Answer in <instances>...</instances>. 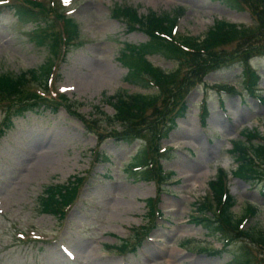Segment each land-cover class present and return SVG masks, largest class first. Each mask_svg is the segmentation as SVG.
Instances as JSON below:
<instances>
[{
    "label": "rangeland",
    "instance_id": "rangeland-1",
    "mask_svg": "<svg viewBox=\"0 0 264 264\" xmlns=\"http://www.w3.org/2000/svg\"><path fill=\"white\" fill-rule=\"evenodd\" d=\"M15 3L19 0H0V76L30 70L43 75L52 69L54 91L75 100L74 109L86 118L92 114L100 120V111L113 113L104 97L117 90L156 91L144 80L143 59L166 71L178 67L177 59L159 48L158 41L139 28L129 31L113 17L115 7L140 13L181 7L177 34L199 38L216 19L239 25L254 22L249 11L220 0H62L64 13L72 17L79 32L77 42L69 45L63 57V44L55 45L61 23L53 16L48 22L25 16L17 12ZM44 26L45 33L41 32ZM148 41L150 46L144 48ZM252 65L261 74L254 93L247 88L239 64L210 73L202 84L184 93L185 113L171 127L168 123L162 128L167 131L161 139V148H166L161 154L162 169L173 172L162 186L135 179L136 170L129 169L140 149L147 153L149 134L129 143L112 135L104 124L109 132L104 131L101 141L62 105L54 110L42 104L21 108L24 112L20 113L18 108L26 99L0 97V264H264L263 248L248 240L224 243L191 219L209 181L219 169H227L236 199L234 212H248V203H253L258 215L249 225L264 227V179L231 173L236 169L230 153L233 142L246 139L252 129L264 132V57L253 59ZM133 69L141 74L130 75ZM36 90L45 99L51 95L50 90ZM204 104L206 113H202ZM32 132L40 134L44 145L32 148L16 165L10 156ZM254 164L261 171L256 176H262L264 162ZM59 187L74 189L75 197L62 203L56 196L53 209L59 214L45 211ZM155 196L162 215L149 221L152 209L147 201ZM148 222L149 234L137 240L133 230ZM124 239L130 240L127 252L111 246Z\"/></svg>",
    "mask_w": 264,
    "mask_h": 264
},
{
    "label": "trees",
    "instance_id": "trees-1",
    "mask_svg": "<svg viewBox=\"0 0 264 264\" xmlns=\"http://www.w3.org/2000/svg\"><path fill=\"white\" fill-rule=\"evenodd\" d=\"M222 1L233 8L249 10L254 20L253 24L239 25L227 20L216 19L204 37L199 38L176 34L175 29L181 7L170 12H158L149 9L147 13L142 14L137 9L115 8V14L127 23L129 30L139 28L145 31L150 39L160 43L159 48L165 49L168 55L170 53L179 60L178 68L167 73L143 59L144 65L140 68L145 71V82L156 87L157 90L154 93L118 91L116 94L106 97L105 101L114 108L115 113L109 115L102 112L107 116L110 126H116L117 123L122 126V130L116 132L117 136L132 141L147 135V132H152V135L158 132V139L154 136L150 138V141L154 138L155 144L153 146L154 149H157L158 141L162 138L159 133L167 124L168 118L171 119L172 115L186 110V105L182 102L184 93L201 82L207 74L234 64H240L244 68L243 74L246 84L253 92L259 74L252 66V60L255 57L264 56V0ZM62 5L61 0H51L50 4L45 3L44 0H23L16 8L25 16L34 19L39 17L47 22L53 16L55 21L60 22L62 26L59 30L60 33L55 34L57 35L55 45L63 43L68 47V44L77 39L79 32L72 17L64 13ZM49 22L52 23V21ZM51 23L47 25L53 26ZM46 27L44 26L41 32L45 33ZM52 39L54 40L53 37ZM148 46H150V41L144 44V48ZM133 49L143 50L137 46H133ZM49 72L50 70H47L41 75L32 70L29 71L30 76H27L25 72L16 76H0V97L10 101H15L17 98L26 99L23 107L18 108L19 110L35 104L40 105L43 97L36 92L33 85L44 86L47 84ZM133 74L139 76L141 72L135 69L130 70V75L133 76ZM59 97L68 109L72 106L66 95L59 94ZM45 102L47 100L43 103ZM171 104H175L176 107L170 106ZM77 114L83 119L90 131L100 134L99 118H91L90 120L79 112ZM245 138L234 142L232 152L238 159L239 167L241 165L239 173L245 177L247 175L256 177L259 171L254 164L255 158L264 162V133L259 130H249ZM151 149L154 151L152 147ZM143 164L146 166L145 163ZM144 172L145 177L155 175L152 168H148ZM225 177H227L226 172L221 170L217 179L210 183L212 193L205 199L207 203H202L201 209L209 211L211 216L202 214L198 220L205 227L222 233L223 236H230L231 239H249L251 242L264 247V228L257 224H247L246 214L239 213L240 215H238L233 211L232 208L236 202L227 188ZM156 178L161 180V172H158ZM56 196L61 198L62 203H68L70 200L63 187H59L51 195V201L45 207V211L60 212L53 209V201ZM212 203L215 205V209L210 208L209 205ZM249 208L253 215L256 214V207L250 205Z\"/></svg>",
    "mask_w": 264,
    "mask_h": 264
},
{
    "label": "bare ground",
    "instance_id": "bare-ground-1",
    "mask_svg": "<svg viewBox=\"0 0 264 264\" xmlns=\"http://www.w3.org/2000/svg\"><path fill=\"white\" fill-rule=\"evenodd\" d=\"M43 145H44V140L41 139L40 134H38L36 132H32V133L26 135V137H24V139L17 144V149L10 156V159H14L15 164L18 165L26 157H28V154H29L28 152L32 148L42 147ZM25 151H27V152H25ZM24 153H27V155L23 156ZM16 156H20L19 161H18V159H15V158H17ZM22 156H23V158H22ZM171 210H172V208H171Z\"/></svg>",
    "mask_w": 264,
    "mask_h": 264
}]
</instances>
